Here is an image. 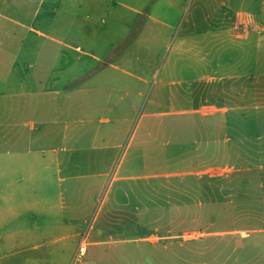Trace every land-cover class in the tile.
I'll return each mask as SVG.
<instances>
[{"label": "rangeland", "instance_id": "rangeland-1", "mask_svg": "<svg viewBox=\"0 0 264 264\" xmlns=\"http://www.w3.org/2000/svg\"><path fill=\"white\" fill-rule=\"evenodd\" d=\"M236 3L0 0V122L14 141L7 151L17 159V87L58 109L69 98L82 113L86 102L93 123L87 121L81 143L102 144V133L118 145L116 161L85 160L75 170L83 179L63 184L97 195L87 221H78V238L67 240L72 245L7 244L0 264H30L21 256L38 260L31 264H205L207 223L238 227L237 179L217 175L235 167L219 163L222 128L237 123L230 109L238 101L255 98L253 85L228 77H264V39L239 24ZM223 45H235L230 67ZM33 77L48 82H29ZM79 91H86L83 101ZM0 186L17 196V172ZM5 229L16 231L17 220Z\"/></svg>", "mask_w": 264, "mask_h": 264}, {"label": "crops", "instance_id": "crops-1", "mask_svg": "<svg viewBox=\"0 0 264 264\" xmlns=\"http://www.w3.org/2000/svg\"><path fill=\"white\" fill-rule=\"evenodd\" d=\"M236 4L239 24L246 29L250 26L256 28L259 39H264L261 36L264 32V0H239ZM213 48L214 43L210 50L213 51ZM221 52L223 64L230 67L231 52H235V45H223ZM33 78L29 82H48L46 78ZM228 78L253 85L248 90L255 98L238 101L236 107L230 109L232 115L237 114V123L222 128V160L219 163L235 167L218 172L217 175H225L223 178L235 175L237 179L238 227L215 228L214 224L210 229L207 223L205 264H264V98L257 97L264 90V87L259 86L264 84V77ZM18 83L26 84L27 80ZM23 88L17 87V159L7 151L14 142L13 138L7 139V131L12 129L0 122V183L6 180L7 175L17 172V196L6 194L0 186V249L7 244H17V247L32 245L35 250L60 242L65 247L70 246L72 244L67 243V240L78 238V221H87L85 215L93 212L97 195L95 191L85 189L84 185L81 188L75 183L69 190L63 189V184L70 179H83V176H75V170L85 160L101 163V158L107 157L109 162L111 158L113 162L116 161L118 145L111 141V137L104 139L102 133V144L86 148L81 143L87 121L93 123L86 119L87 110L91 108L87 109L86 102L81 113L82 106L79 103L75 106L74 102H69V98L63 101V96H60L57 100L63 101L60 105H64H59L58 109L53 107L54 103H49L53 100L44 98L39 101L37 93ZM85 93H76L79 95L77 101H83ZM109 95L111 93L106 96L107 99ZM77 108L80 119L73 115ZM99 123L110 124L111 119L101 118ZM99 135L98 130H95V140ZM91 149L93 152H87ZM213 182V177H207L208 184ZM63 215L70 217L62 220ZM78 215H82L81 218ZM9 219L17 220V230L7 234L5 225ZM55 219L59 220L54 222ZM53 254L47 253L46 256H52L54 261ZM32 259L20 257L21 262L37 263V259Z\"/></svg>", "mask_w": 264, "mask_h": 264}, {"label": "built area", "instance_id": "built-area-1", "mask_svg": "<svg viewBox=\"0 0 264 264\" xmlns=\"http://www.w3.org/2000/svg\"><path fill=\"white\" fill-rule=\"evenodd\" d=\"M85 253V246H81L80 248H79V252H78V254L79 255H83Z\"/></svg>", "mask_w": 264, "mask_h": 264}]
</instances>
